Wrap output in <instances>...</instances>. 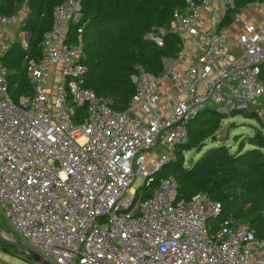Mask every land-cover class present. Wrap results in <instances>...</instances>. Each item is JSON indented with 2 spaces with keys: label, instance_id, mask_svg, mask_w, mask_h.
<instances>
[{
  "label": "built area",
  "instance_id": "obj_1",
  "mask_svg": "<svg viewBox=\"0 0 264 264\" xmlns=\"http://www.w3.org/2000/svg\"><path fill=\"white\" fill-rule=\"evenodd\" d=\"M81 9L54 7L41 55H24L32 91L17 100L3 57L17 42L27 51L29 8L0 11V210L12 231L49 264H264V237L247 223L210 221L220 201L178 199L172 177L143 189L176 159L192 117L237 90L264 97V0H184L145 33L158 47L174 35L178 49L156 74L134 67L124 110L84 84L82 28L70 29Z\"/></svg>",
  "mask_w": 264,
  "mask_h": 264
},
{
  "label": "trees",
  "instance_id": "obj_2",
  "mask_svg": "<svg viewBox=\"0 0 264 264\" xmlns=\"http://www.w3.org/2000/svg\"><path fill=\"white\" fill-rule=\"evenodd\" d=\"M64 0H0V11L4 14L20 11L23 6L29 13L20 30L31 33L27 51L17 42L5 56L7 79L11 96L17 100L20 95L32 91L26 75L24 55L39 57L43 34L51 28L54 7ZM255 0H235L237 8ZM81 18L71 22L73 36L82 28L81 41L88 67L84 84L98 96L109 97L112 107L124 110L134 91L130 75L136 65L147 71L158 73L160 59L173 55L178 49V39L171 34L165 36V44L156 46L145 38L153 26H168L175 9H181L184 0H81ZM19 7L20 10H17ZM225 18H228V13ZM228 21H224L227 24ZM74 39V37H73ZM260 78L264 82V62L260 66ZM83 111V108H79ZM82 114V112H81ZM217 114L212 107L205 108L192 117L188 123L186 142L178 146L176 159L169 161L155 173V182L143 188L148 195L161 177L173 176L177 184L178 199H190L198 192H205L211 199L222 204V212L210 218L218 222L231 215L236 222L247 223L264 237V132L257 130L247 136L248 148L240 147L224 151L210 146L200 156L184 164L182 152L202 148L201 141L215 127ZM250 118H258L251 115ZM11 245V244H10ZM12 247L19 249L11 245Z\"/></svg>",
  "mask_w": 264,
  "mask_h": 264
},
{
  "label": "rangeland",
  "instance_id": "obj_3",
  "mask_svg": "<svg viewBox=\"0 0 264 264\" xmlns=\"http://www.w3.org/2000/svg\"><path fill=\"white\" fill-rule=\"evenodd\" d=\"M19 7L17 10H20ZM14 30V28H11ZM17 32V31H16ZM16 34V33H15ZM145 36V35H144ZM231 96V95H230ZM217 114L223 117H217L212 134H209L201 141L203 145L198 152L197 149L185 150L182 152L184 164L190 160L193 161L200 156V152L210 146L219 147L224 151H234L237 148H248L245 142L247 136H253L257 130L264 132V97L254 96L250 93H244L241 90L233 92V95L218 106L212 107ZM255 115L257 119L250 118ZM135 172L137 167H134ZM168 177H172L170 174ZM142 178L137 175L132 184L133 188L139 187ZM0 235L9 241H19L29 246V243L19 237L8 225L2 216L0 210ZM0 263L2 264H37L31 256L24 250H18L10 243L0 240Z\"/></svg>",
  "mask_w": 264,
  "mask_h": 264
},
{
  "label": "water",
  "instance_id": "obj_4",
  "mask_svg": "<svg viewBox=\"0 0 264 264\" xmlns=\"http://www.w3.org/2000/svg\"><path fill=\"white\" fill-rule=\"evenodd\" d=\"M30 32H26V41L28 42L30 39ZM0 240L5 241L10 243L11 245L18 247L19 249H23L26 253H28L31 258L37 263V264H49L47 261H43L40 257V255L34 250L32 249L30 246L19 242V241H9L8 239H6L5 237L0 235Z\"/></svg>",
  "mask_w": 264,
  "mask_h": 264
},
{
  "label": "crops",
  "instance_id": "obj_5",
  "mask_svg": "<svg viewBox=\"0 0 264 264\" xmlns=\"http://www.w3.org/2000/svg\"><path fill=\"white\" fill-rule=\"evenodd\" d=\"M259 16H260L259 18H262V17H264V15H262V14H261V15L259 14ZM171 93H172V92H171Z\"/></svg>",
  "mask_w": 264,
  "mask_h": 264
}]
</instances>
